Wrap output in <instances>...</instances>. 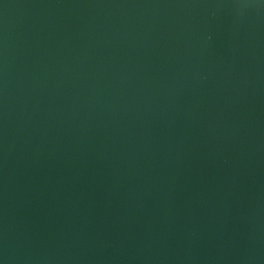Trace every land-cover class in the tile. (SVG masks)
I'll return each mask as SVG.
<instances>
[{
  "label": "water",
  "instance_id": "obj_1",
  "mask_svg": "<svg viewBox=\"0 0 264 264\" xmlns=\"http://www.w3.org/2000/svg\"><path fill=\"white\" fill-rule=\"evenodd\" d=\"M0 264H264V0H0Z\"/></svg>",
  "mask_w": 264,
  "mask_h": 264
}]
</instances>
